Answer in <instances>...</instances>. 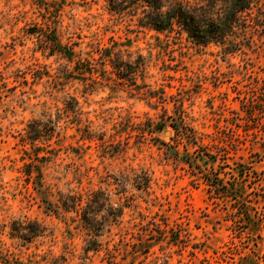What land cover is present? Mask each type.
Wrapping results in <instances>:
<instances>
[{
  "label": "rangeland",
  "instance_id": "rangeland-1",
  "mask_svg": "<svg viewBox=\"0 0 264 264\" xmlns=\"http://www.w3.org/2000/svg\"><path fill=\"white\" fill-rule=\"evenodd\" d=\"M141 15L109 0H0V264H264V126L238 118L264 76V32L238 29L234 52L199 48ZM110 58L140 60L138 86ZM175 116L197 144L179 140ZM185 148L216 161L190 167ZM216 174L237 181L243 210L208 190ZM98 189L119 217L87 224L62 204Z\"/></svg>",
  "mask_w": 264,
  "mask_h": 264
},
{
  "label": "trees",
  "instance_id": "trees-1",
  "mask_svg": "<svg viewBox=\"0 0 264 264\" xmlns=\"http://www.w3.org/2000/svg\"><path fill=\"white\" fill-rule=\"evenodd\" d=\"M258 3L259 0H109V4L113 9H125L132 6L140 8L142 12V15L139 17L141 26L149 27L156 31L178 29L184 31L186 37L196 47H207L211 43H214L221 45L228 52H234L241 46V41L237 39L238 29L254 28L264 32V8L258 6ZM255 7L257 10H255ZM110 62L119 78L126 79V83L138 86L134 74L135 68L140 65V60H137L135 65L131 61L120 64L119 61H112L111 58ZM247 90H249L250 95L247 93L248 96L243 97L245 100L242 101V113L239 112L238 118H244L251 125L264 126V76L255 80V84ZM238 92L242 94V92ZM173 119L175 120L168 124L175 130V134L179 140L184 141L188 138L190 140L188 142L197 144L195 141V130L184 122L183 117L175 116ZM165 124L158 123L156 128L162 130ZM161 142L168 148H173L171 144L165 141ZM185 152L183 158L186 159L190 167H196V160H204V157L212 162H215L217 158L215 155L205 151L193 155L185 148ZM175 153L178 154L177 152ZM189 155H191L190 158L194 156V159H190ZM207 160L204 161L208 163ZM239 166L240 168L237 167L239 170L237 175L240 179L243 178L245 169L241 168V163H239ZM246 171L248 174L249 171ZM218 174L220 175V173ZM218 174H216L214 179L206 177L208 190L216 194L215 196L223 197V199L232 197L235 204L239 202L237 210H243L245 201H241L243 193L240 191L241 187L238 186L237 181L232 182L223 178L221 179ZM133 182L138 188L145 189L149 187L150 178L146 173L144 181L135 178ZM108 202V193L103 189H98L91 193L85 205L82 204V197L80 195H68L62 204L65 208H71L74 211H80L81 209V218L87 224H90L92 220L97 219L95 214L103 209L108 214L113 215L114 218L122 214L123 208H115L111 204L108 205ZM244 212L245 218L248 219L249 214L247 209H244ZM101 228V225H98L91 228V231L98 235ZM25 229L31 232L32 236L39 235L42 232L39 225L26 227ZM22 237L27 239L25 234ZM159 264L170 263L168 260H165Z\"/></svg>",
  "mask_w": 264,
  "mask_h": 264
}]
</instances>
